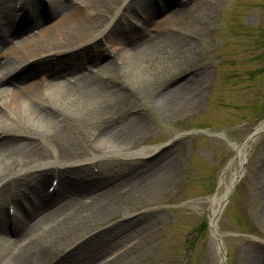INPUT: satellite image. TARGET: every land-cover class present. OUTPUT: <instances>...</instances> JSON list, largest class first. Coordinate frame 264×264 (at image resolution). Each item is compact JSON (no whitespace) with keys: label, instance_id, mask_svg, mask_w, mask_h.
I'll list each match as a JSON object with an SVG mask.
<instances>
[{"label":"bare ground","instance_id":"obj_1","mask_svg":"<svg viewBox=\"0 0 264 264\" xmlns=\"http://www.w3.org/2000/svg\"><path fill=\"white\" fill-rule=\"evenodd\" d=\"M126 1L49 0L46 10L44 0H0V264H120L119 255L108 258V243L120 239L114 233L120 227L109 225L115 185L95 176L104 167L94 174L91 166L111 157L120 165L125 154L142 160L148 176L165 166V151L138 149L149 130L146 117L136 110L120 121V107L134 96L145 111L169 117L195 101L204 86L201 68L173 89L161 85L167 72L192 63L208 11L206 0H158L171 12L163 9L170 14L157 24L151 0H135L136 7ZM122 20H133L144 40L125 39ZM48 21L53 24L44 27ZM102 40L117 47L113 57L98 70L87 67L85 77L72 76L90 61L82 54L101 48ZM38 71L45 78L32 82ZM263 131L264 120L252 134ZM254 137L234 147L237 172L226 195ZM224 200L211 198L218 205L210 220L214 238ZM140 222L134 218L127 227L138 229ZM218 253L223 264L224 249Z\"/></svg>","mask_w":264,"mask_h":264},{"label":"rangeland","instance_id":"obj_2","mask_svg":"<svg viewBox=\"0 0 264 264\" xmlns=\"http://www.w3.org/2000/svg\"><path fill=\"white\" fill-rule=\"evenodd\" d=\"M151 1L156 23L164 22L170 13H165L162 2ZM48 2L44 0L46 10ZM135 3L138 2L134 0L136 7ZM206 4L208 11L201 15V35L194 39L192 63L167 72L161 85L173 89L201 68L206 72L204 86L195 101L169 117L156 110L145 111L134 96L120 107V121L136 110L146 117L149 130L138 149L146 153L165 151V166L157 170V176H148L140 167L142 160L129 154L120 156V165L113 164L119 158L111 157L91 166L94 174L97 168L104 167L95 176L110 179V185H115V208L109 225L120 227L114 231H120V239L112 246L108 243L109 261L119 255L120 264L220 263L218 245L210 229L212 208L218 205L211 198L215 196L221 202L225 197L226 187H230L237 172L236 165L231 164L236 158L234 147L242 145L264 120V0H206ZM52 24L45 22L44 27ZM121 24L120 33L125 39L144 40L133 20L128 25L122 20ZM14 29H18L17 24ZM26 35L28 32L22 37ZM12 42L19 41L13 37ZM107 48L102 40L101 48L82 54L90 61L72 76L85 77L89 74L87 67L98 70L113 57L117 47ZM32 69L41 68L38 65ZM44 78L38 71L31 80ZM249 146L242 177L217 223L225 264H264V131ZM138 188L142 192L133 198L131 194ZM14 209L12 205L9 208L12 216ZM134 218L141 221L138 229L127 227ZM8 236L14 238L11 232Z\"/></svg>","mask_w":264,"mask_h":264},{"label":"water","instance_id":"obj_3","mask_svg":"<svg viewBox=\"0 0 264 264\" xmlns=\"http://www.w3.org/2000/svg\"><path fill=\"white\" fill-rule=\"evenodd\" d=\"M258 134H260V132L259 133H257V134H251L243 143H242V145L243 144H245L246 142H247V140H249L251 137H254V136H257ZM255 138V137H254ZM240 177H241V174L238 176V177H236V180H235V182L232 184V186H231V190H230V192L225 196V200H224V204L227 202V200L229 199V196H230V194H231V192H232V190H233V188H234V186L236 185V183L240 180ZM224 206V205H223ZM223 208V207H222ZM222 210V209H221ZM216 239V242H217V245H218V250H219V248L220 249H222V241H221V237L220 236H217V238H215ZM224 254V253H223ZM224 256V262H223V264H225V262H226V258H225V254L223 255Z\"/></svg>","mask_w":264,"mask_h":264}]
</instances>
